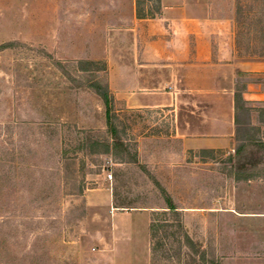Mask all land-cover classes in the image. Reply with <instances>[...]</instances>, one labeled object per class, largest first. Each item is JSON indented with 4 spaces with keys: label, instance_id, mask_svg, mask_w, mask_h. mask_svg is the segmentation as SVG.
<instances>
[{
    "label": "rangeland",
    "instance_id": "obj_1",
    "mask_svg": "<svg viewBox=\"0 0 264 264\" xmlns=\"http://www.w3.org/2000/svg\"><path fill=\"white\" fill-rule=\"evenodd\" d=\"M132 3L0 0V45L11 43L0 49V264H186L183 253L180 262L151 258L149 226L165 206L163 191L208 259L264 264V223L235 213L264 212V181L229 194L233 176H264V102L238 109L249 141L202 153L175 137L171 108L115 100L118 158L79 153L78 182L59 164L60 146L71 159L87 133L111 141L95 85L109 86L107 35L127 26ZM157 5L144 0L140 8L154 16ZM232 16L239 56L264 54V0H234ZM248 81L264 85V77H239L235 91ZM253 123L260 128L250 134ZM115 189L128 207H114Z\"/></svg>",
    "mask_w": 264,
    "mask_h": 264
},
{
    "label": "crops",
    "instance_id": "obj_2",
    "mask_svg": "<svg viewBox=\"0 0 264 264\" xmlns=\"http://www.w3.org/2000/svg\"><path fill=\"white\" fill-rule=\"evenodd\" d=\"M233 2L159 0L157 14L147 16L133 0L127 26L107 35L113 98L128 108H171L175 137L190 150L234 152L251 139L237 121L235 89L239 77H264V56H239ZM242 97L247 104L264 102V85L244 83ZM252 126L250 134L260 128ZM256 174L233 176L229 194L264 181ZM235 213L246 223H264V212Z\"/></svg>",
    "mask_w": 264,
    "mask_h": 264
},
{
    "label": "trees",
    "instance_id": "obj_3",
    "mask_svg": "<svg viewBox=\"0 0 264 264\" xmlns=\"http://www.w3.org/2000/svg\"><path fill=\"white\" fill-rule=\"evenodd\" d=\"M144 0H136L137 10H139L140 15V5ZM159 3V0H156ZM159 10V8H157ZM158 12V11H157ZM11 46V43L0 45V49L7 48ZM256 55V54H255ZM258 56H264V54H257ZM96 92L104 101L106 106L107 115V125L108 132L111 137V141L101 140L92 134H88L85 138H82L75 146L74 152L75 157L69 158L68 147L60 146L58 150L59 164H67L66 167H71L72 175L74 181L78 182L76 177L78 173H84L85 163L82 162V167L80 169H75L78 164V154L81 153L84 158L93 157L95 155L101 154H112L118 158L117 150L123 146L120 138H118L116 126L112 123V107L115 99L110 94L108 84L100 85L96 84ZM243 100L242 93L238 90L235 91V108L238 111L240 105L245 104ZM81 133H84L83 131ZM245 147V146H243ZM242 148L237 149V155L240 154ZM78 152V153H77ZM202 153H207L208 150H202ZM77 154V155H76ZM125 162V161H123ZM76 175V176H75ZM248 175V174H244ZM83 185L80 186L79 196L83 195ZM164 192V193H163ZM162 193L165 195V206L158 208V210H153L150 221V240H151V258L153 262H169L174 258H177L180 262V257L183 255L188 258L186 264H221L217 258L213 257L208 259L207 252L201 247V245L195 244L193 239L188 234L185 225L182 221L181 211L175 206L171 197L166 196V191ZM114 207L122 208L128 207L126 199L120 195V193L115 189L114 192ZM174 254H171L172 250Z\"/></svg>",
    "mask_w": 264,
    "mask_h": 264
},
{
    "label": "built area",
    "instance_id": "obj_4",
    "mask_svg": "<svg viewBox=\"0 0 264 264\" xmlns=\"http://www.w3.org/2000/svg\"><path fill=\"white\" fill-rule=\"evenodd\" d=\"M109 178H111V175H109Z\"/></svg>",
    "mask_w": 264,
    "mask_h": 264
}]
</instances>
